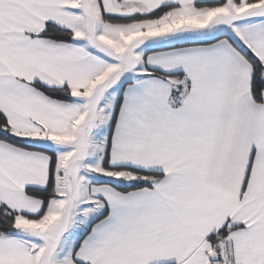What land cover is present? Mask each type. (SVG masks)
<instances>
[{
  "label": "snow or ice",
  "instance_id": "1",
  "mask_svg": "<svg viewBox=\"0 0 264 264\" xmlns=\"http://www.w3.org/2000/svg\"><path fill=\"white\" fill-rule=\"evenodd\" d=\"M0 264H264V0H0Z\"/></svg>",
  "mask_w": 264,
  "mask_h": 264
}]
</instances>
